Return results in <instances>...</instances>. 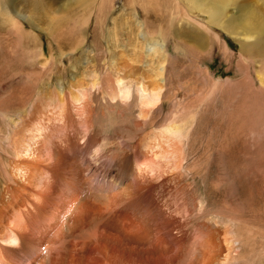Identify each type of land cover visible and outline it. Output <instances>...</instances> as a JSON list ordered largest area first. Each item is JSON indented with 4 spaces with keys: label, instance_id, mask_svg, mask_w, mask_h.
Masks as SVG:
<instances>
[{
    "label": "bare ground",
    "instance_id": "bare-ground-1",
    "mask_svg": "<svg viewBox=\"0 0 264 264\" xmlns=\"http://www.w3.org/2000/svg\"><path fill=\"white\" fill-rule=\"evenodd\" d=\"M146 1L140 5L147 23L142 37L134 20L126 18V42L112 33L100 50L101 71L79 66L64 89L50 83L69 75L67 52L49 50L45 57L42 50H30L29 64L18 68L9 64L17 58L0 50V264H264V208L249 203L241 183L240 196L231 201L230 183L222 192L217 177L226 173L218 168L230 170L251 155L243 142L250 102L237 106L239 146L211 141L219 137V117L213 113L208 143L199 141L194 148L197 117L207 109L203 99H183L164 126L168 118L161 107L170 97L166 46L146 39L156 34L149 24L159 21L162 3ZM182 1L188 7L186 21L203 11L207 27L248 37L264 32V0L259 6L242 5L240 31L235 21H222L225 9L238 0ZM53 3L31 0L28 7L58 41L62 27ZM239 50L263 57L264 42L240 44ZM93 52L90 60L96 61L99 54ZM200 71L206 83L193 91L211 94L209 71ZM260 76L264 86L263 71ZM263 177L257 180L260 186Z\"/></svg>",
    "mask_w": 264,
    "mask_h": 264
},
{
    "label": "rangeland",
    "instance_id": "rangeland-1",
    "mask_svg": "<svg viewBox=\"0 0 264 264\" xmlns=\"http://www.w3.org/2000/svg\"><path fill=\"white\" fill-rule=\"evenodd\" d=\"M30 1L31 0H0V50H6V52H8L7 56L9 59L17 58L10 60V62L9 59H7V61L9 62L10 65L13 64L18 68L21 67L25 68L26 67L25 65L29 64L28 54L30 50H38V51L42 50L45 57L49 55L48 54L49 50H54L55 52L57 50H62L63 52H67L66 54L67 59H69L67 62V66H68L67 71L69 75L67 74L68 76H57L56 79L53 78L51 80L52 83H50V85H56V88L58 90L64 89L67 86V83L69 82V80L73 78L72 76L74 72L77 71L76 69L77 67L79 68V66L85 68L84 66L86 64L87 65L89 64L90 69L95 68L99 72V69L103 66L104 63L102 56L100 58V52H101L100 50L101 49L103 50L104 49L103 47L107 45L106 42L108 41L110 36L112 37L114 36L112 33L116 31V34L118 35L117 40L120 41L119 43L124 41L126 42V40L124 39L128 33L123 31L129 29L128 25H126L125 23L127 19H130V21L134 20V22L132 23H134L136 28H139L140 37H142L141 35H143L142 33L145 31L143 29L145 23L144 22L145 16L143 17V13L141 11L140 5L141 3L143 4L146 3L147 2L146 0L144 2L143 0H135L133 2L131 1L132 5L130 4L126 6L124 5L126 0H54L53 16L57 17V21L58 23L61 24L60 27H62L59 33L60 34L59 39L58 41H56L53 40L47 34L46 32V30H48L47 24L44 21H42V19H39L40 21H38V18L36 17L37 18L36 19L33 13L29 10L28 4ZM160 1L162 5L158 7V14L160 15L159 21H156L155 23L151 22L149 24V26H151L149 30L152 29L156 31V34L152 37L147 36L146 39L157 41L159 43L158 45L164 44V47L166 46L164 49L166 50V54H167L165 64L167 66L168 74H169V75L167 74V78L169 79L167 87L170 88V92L168 93L170 97L163 102L161 107L162 113L165 114L168 118L165 124L163 122L164 126L170 124L171 117L173 116L172 114H175L174 112H176L175 111L176 108H174V106L176 105L177 107L178 103H183V99L184 101H187V99L189 100L195 98L203 99L205 100L203 105L204 107L207 106L206 107L207 109L205 108L206 110L203 111L201 116L197 117L198 122L202 127L198 125L197 133L199 136L193 135L192 143L195 146L194 148H196L197 145L200 146L199 141L202 142L201 145L208 143L211 137L210 136L211 125H209L211 121H209V119L211 120V118L213 117L212 116L213 113H214V118L216 116L215 119L219 117L217 119L218 121L216 120L217 125L215 127V135L217 134L219 135V137L214 136L213 140L211 141L214 142L216 141L215 143L219 142L217 143L219 145L226 141L224 144H228V145L230 144V146L232 144L234 146L236 145L239 146L240 141L238 140L236 133H239L237 131L240 130L239 128L240 125L238 124L240 118H238V116L241 117L242 115L238 114L237 106H239L240 104L250 102L249 105L247 104L249 108L247 119L248 118L249 119L247 120L248 127L243 129L247 133L245 134V138H243V140L245 139L243 142L246 148L248 149V153L251 155H249L248 158H246L245 160H242L243 162L240 161L239 163H236L238 165H235V168L231 167L230 169L231 171L222 170V168H218V171L220 170V172L221 171L226 172L222 175L223 177L219 174L217 170L216 173L218 172L217 177L220 176L221 177L220 180H222L219 183V185H221L220 191H222L223 185L226 184L228 185V183H230L229 187L231 188L232 191L229 190L230 192L229 197L231 201L234 202L235 201L234 199L235 198L237 199L240 196L241 188L242 186H244L243 188H245L248 194L249 203L256 207L260 206L261 204L260 207L264 208L263 207L264 177L262 181L263 185L261 184L260 186L257 183L259 176L264 175V171H263L264 170V150H263L264 149V94L261 92L262 91L261 89L264 86L260 81V77H261L260 75L262 74V71L264 72L263 70L264 66H262L264 65L263 63L264 56L263 57L260 55L251 56V54L248 51L244 52L239 50L240 44H243L246 47H248L250 43H256L257 41H261V40H263L264 42V32L260 34V36L256 34L254 37H248V36H244L243 34L235 35L233 33H229L228 31L222 28L215 26L207 27L206 20L208 16L206 13H203V11H200L198 14H195L194 16L195 19L186 21L185 19H187L186 18L187 16H185L184 14V13H188V7L187 5L185 6L186 3H184L182 0L181 1L166 0L167 2L165 1L163 2L162 0ZM236 4L237 5L234 4L232 6H228L225 9L224 11L225 13H223L222 21L225 22H228V20L235 21L237 25V28L235 30L240 31L242 29L241 25H239L241 24V22L238 21L241 20L239 17L240 14L243 12L242 5L245 4L246 6L248 5L259 6L260 3L258 2V0H238ZM160 18L161 19L164 18V19L160 20ZM150 19H152V15ZM32 20L34 23L32 22ZM192 21L193 22L197 21V23H200L201 25H197V26L193 25L191 24ZM159 22L160 24H157ZM41 24H44V26ZM145 24L147 25V23ZM79 29L83 31L81 32ZM80 35H82L83 37L82 43L80 42V37H81ZM193 36H196L195 37L196 39H193ZM198 41L200 42L198 43ZM112 47L114 48L115 46ZM146 47H147L146 49L149 48L148 45H146ZM154 47L158 48L157 45H155ZM117 49L122 50L121 47H116L115 50ZM71 50H75V51H71ZM92 50L97 51L96 53L99 54V58H100V59L98 58L99 60L98 59L96 61H94L93 59L92 61L90 60L91 59L90 56H92L94 53ZM70 51L73 54L70 55L71 53ZM0 55L3 54L0 53ZM84 58H88L89 60ZM39 62L43 63V61H39ZM39 62L37 65L41 66L42 63ZM71 65H74V68H72ZM204 69L209 71L208 72L210 74L209 84L214 83L213 85L215 86L213 92L207 95H205L206 94L205 92L203 93L200 92L201 94H197L196 92L193 91V86L195 87V89L197 88L196 90H198V88L200 87H201L200 89L204 88L203 85L206 82L202 80L203 73H201L200 71V70L204 71ZM41 76L42 75L39 73L38 79ZM196 102L194 103L195 104L199 103ZM210 103H212L213 105ZM254 109L257 111H255ZM0 113L1 115L4 114V112H0ZM208 114L210 115L209 118L207 116ZM189 116L190 114L186 117V120L189 118ZM229 116L231 119L229 118ZM258 117L259 119L256 120ZM228 119L231 121H228ZM186 123L187 125H189V122ZM205 123H207L206 124L207 126L205 125ZM236 123L238 125H236ZM163 124L159 128H163L164 127ZM225 130H228L227 132H229V134L225 132ZM201 132L203 135L201 134ZM207 132H209V134ZM205 136L208 137L207 140ZM228 137H230L231 139ZM235 141H237V143ZM249 151H251L252 153H250ZM249 158L251 160H249ZM261 167L263 168L259 169ZM242 169H243V173L241 171ZM245 170H247V172ZM225 177L228 178V180L223 179ZM237 177L240 180H238ZM236 181L239 183H237ZM243 181L245 184L243 183ZM246 181L250 185H248ZM250 181L252 182V184ZM255 183L257 186L254 185ZM233 184L234 185L237 184V185H235V187L233 188ZM238 184L242 185L241 188L240 185ZM256 187H258L259 191ZM255 192L256 193L259 192V194H256ZM253 195H255L256 198H254ZM257 195H260V197L262 195V197L260 198ZM257 199L259 200L257 201ZM252 205L251 208L254 209ZM237 207L241 208L239 203Z\"/></svg>",
    "mask_w": 264,
    "mask_h": 264
}]
</instances>
